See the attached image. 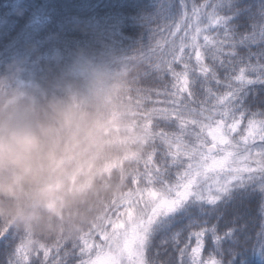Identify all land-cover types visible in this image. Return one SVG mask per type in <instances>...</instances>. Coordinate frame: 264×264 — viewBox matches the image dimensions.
<instances>
[{
  "label": "snow or ice",
  "instance_id": "6c2138e0",
  "mask_svg": "<svg viewBox=\"0 0 264 264\" xmlns=\"http://www.w3.org/2000/svg\"><path fill=\"white\" fill-rule=\"evenodd\" d=\"M181 25H185L183 35L178 43L172 42L167 53L171 61H166L175 81L173 91L167 93L172 99L166 101L172 107L160 109L158 114L165 120L171 117L178 122L180 132L174 139L164 133L160 136L168 147L167 154L174 158L173 164L183 171L177 173L174 181L159 168L152 172L148 168L152 161L149 153L141 186L113 201L117 205V218L104 220L98 216L97 221L103 223H93L92 228L101 233L107 250L99 247L96 259L90 264H150L146 252L155 235L162 237L161 244L167 243L170 236L177 246L185 230L189 232V240L195 237V246L190 253L188 243L179 248L180 264H222L212 257L201 259L208 233L216 251L227 257L226 264H264V223L250 249L239 251L241 237L246 243L252 240L241 209L259 196L258 213L264 217V147L253 155L248 148L242 149L231 135L250 115L248 136L258 131L260 140L264 141V120L256 119L258 115L264 116V112H250L253 106L264 107V0H206L199 7L193 6L191 15L185 11L176 32L181 31ZM213 29L218 32L222 29L223 37L211 36L209 32ZM237 29L243 32L238 33ZM254 45L258 47L255 52ZM240 47L248 48L246 56L240 55ZM209 59L211 64L206 63ZM253 59L255 63L251 62ZM172 63L181 64L183 70L173 71ZM219 69L225 71L227 90L223 94L210 87L213 82L218 87L221 85ZM189 124L193 126L191 131L186 127ZM144 129L147 140L151 139L147 124ZM247 140L245 137V144ZM136 183L134 178L133 184ZM120 204L123 211L119 210ZM229 213L232 220L223 235L217 234L215 224L207 226L208 218L219 221ZM185 220L187 223L177 229ZM105 224H111V231ZM26 238L27 244L34 243ZM14 240L10 229L0 230V250L8 256L7 264H19L9 252ZM225 243L227 249L222 247ZM85 246L88 247L87 240ZM23 248L22 241L16 254Z\"/></svg>",
  "mask_w": 264,
  "mask_h": 264
},
{
  "label": "clouds",
  "instance_id": "9594fccd",
  "mask_svg": "<svg viewBox=\"0 0 264 264\" xmlns=\"http://www.w3.org/2000/svg\"><path fill=\"white\" fill-rule=\"evenodd\" d=\"M113 64L77 51L56 74L0 71V230L70 239L118 196L148 140Z\"/></svg>",
  "mask_w": 264,
  "mask_h": 264
},
{
  "label": "trees",
  "instance_id": "16d2710c",
  "mask_svg": "<svg viewBox=\"0 0 264 264\" xmlns=\"http://www.w3.org/2000/svg\"><path fill=\"white\" fill-rule=\"evenodd\" d=\"M205 2L206 0H183L182 5V0H0V71L6 64L16 60L23 61L27 72L36 78L49 73L56 74L61 67L71 62L77 51H83L91 58L113 66H118L113 62L120 61L119 66L128 74L129 96L137 105L141 122L143 125L147 124L152 133V138L147 141L141 156L124 165L126 177L118 196L107 199L92 222L70 239H60L59 236L41 237L32 239V244H27L24 234L11 230L15 236L9 248L13 260H18L19 264H88L90 253L95 251L94 244L99 243L101 234L92 228L93 223H103L97 221L98 216L104 220L109 217L112 220L117 218V205L113 201H118L124 193L141 186L149 153H152V161L148 168L152 172L159 168L162 173H167L161 158L164 155L167 157L168 147L160 134H167L174 139L175 134L179 133L172 126L176 122L174 119L170 117L165 120L158 114L160 109L172 107L166 103L172 99L167 93L173 91L172 86L175 83L166 63L171 61L167 53L172 42L178 43L179 37L183 35L185 25H181L179 32H176V25L181 22L185 11L191 15L193 6L199 7ZM174 32L176 35H173ZM237 32L242 33L243 29H237ZM209 34L222 38L223 30L218 32L213 29ZM200 43H203L202 36ZM257 50V46H252L253 52ZM238 52L241 56H246L248 48L240 47ZM251 62L255 63V59ZM192 63L195 64L194 55ZM206 63L211 64L212 61L209 59ZM172 70L181 72L183 66L172 63ZM217 75L221 85L218 87L213 82L210 87L214 92L223 94L227 90L224 87V69H219ZM251 111L264 112V107L253 106ZM249 118L250 115L241 123L247 122ZM256 119L264 120V116L258 115ZM115 178L114 174V180ZM134 178L137 180L136 184H133ZM123 207L120 204L119 210L123 211ZM258 207L259 196H256L241 209V214L248 223V235L252 237L247 243L244 237L240 238L241 252L250 249L256 232L259 231L261 223H264ZM231 220V213L219 221L214 217L208 218L207 226L215 224L217 234L223 235ZM186 223L185 220L178 224L177 229ZM187 235L189 232L185 230L181 243L177 246L173 245L170 236L167 243L161 244L162 237L155 235L146 252V259L150 264H175L177 260L180 261L179 248L184 243L189 244V253L195 246V237L184 240ZM85 240L88 247L85 246ZM22 241L24 248L16 254V248L21 246ZM222 247L227 249L228 243ZM210 257L226 264L227 257L216 251L211 233H208L204 237L201 259L207 260ZM7 262L8 256L0 250V264Z\"/></svg>",
  "mask_w": 264,
  "mask_h": 264
},
{
  "label": "rangeland",
  "instance_id": "374dc122",
  "mask_svg": "<svg viewBox=\"0 0 264 264\" xmlns=\"http://www.w3.org/2000/svg\"><path fill=\"white\" fill-rule=\"evenodd\" d=\"M172 124H173L172 126L176 128V132H180V128H179L178 122L176 121V122H174ZM186 127H187L188 131H191L193 126L189 124ZM247 129H248V121L244 122V123L242 122V123H240L239 127L237 128V131L235 133H232L231 135L233 137H235L236 141L241 145L242 149L243 148H248L251 151V153L253 155H255L256 152L259 151L261 147H264V141L260 140L258 131H257V133H254L252 137H249ZM197 131H199V129H197ZM204 135L207 136V130H205ZM245 137H248L247 144L244 143V138ZM208 143H209V145L211 144V139L210 138H208ZM173 151H175V146H174V150ZM173 159L174 158L172 156H169V155H167V157H165V155H164V157L161 158V162L166 166V172H167L166 174H169V178L172 181L175 180L176 175H177L178 172H182L183 171L182 167H179L178 165L173 164ZM180 159L184 160L183 157H181ZM186 163H187V161L185 160L184 167H186ZM106 228H107L108 231H111V224H108L106 226ZM186 239H189V235H187L184 240H186ZM98 240H99V243L96 242L94 244L95 251L90 253V259H89L88 264H90L91 260H95L96 259V252L98 251L99 247H104L105 251L107 250V246L105 244V241L103 239H101V234H100V237H99ZM175 264H180V261L177 260Z\"/></svg>",
  "mask_w": 264,
  "mask_h": 264
}]
</instances>
